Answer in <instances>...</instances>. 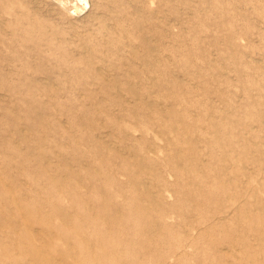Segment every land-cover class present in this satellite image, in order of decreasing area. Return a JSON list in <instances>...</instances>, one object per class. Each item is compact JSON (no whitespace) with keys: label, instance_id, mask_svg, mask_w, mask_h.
I'll return each mask as SVG.
<instances>
[{"label":"rangeland","instance_id":"rangeland-1","mask_svg":"<svg viewBox=\"0 0 264 264\" xmlns=\"http://www.w3.org/2000/svg\"><path fill=\"white\" fill-rule=\"evenodd\" d=\"M90 4L0 0V264L72 218L99 259L264 264V0Z\"/></svg>","mask_w":264,"mask_h":264},{"label":"bare ground","instance_id":"bare-ground-1","mask_svg":"<svg viewBox=\"0 0 264 264\" xmlns=\"http://www.w3.org/2000/svg\"><path fill=\"white\" fill-rule=\"evenodd\" d=\"M54 1L59 8H63L71 16H81L91 9V0ZM65 220L70 223V218ZM71 224L73 230L68 234H56L51 237L47 228H38L32 222L25 220L22 225L34 230L30 238L25 237L20 245L15 246V250L28 264H122V262H128L127 258L122 260L118 254H108L107 259H99L97 251L103 247H97V219L92 222L88 218H72ZM86 227L89 228L88 231ZM57 239L61 242L58 246L54 242ZM113 245L114 249L124 247L118 240H115Z\"/></svg>","mask_w":264,"mask_h":264}]
</instances>
